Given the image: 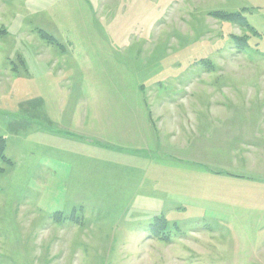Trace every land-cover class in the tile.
<instances>
[{
  "label": "rangeland",
  "instance_id": "374dc122",
  "mask_svg": "<svg viewBox=\"0 0 264 264\" xmlns=\"http://www.w3.org/2000/svg\"><path fill=\"white\" fill-rule=\"evenodd\" d=\"M0 136V264H264V0H0Z\"/></svg>",
  "mask_w": 264,
  "mask_h": 264
},
{
  "label": "trees",
  "instance_id": "16d2710c",
  "mask_svg": "<svg viewBox=\"0 0 264 264\" xmlns=\"http://www.w3.org/2000/svg\"><path fill=\"white\" fill-rule=\"evenodd\" d=\"M216 15L219 18H222V19H225L228 21H236V22H241V23H243L244 19H245V17L243 15H241L240 13L219 12ZM39 34H40L41 38L46 39L48 41L55 42V40L52 38V36L49 35L48 33H46L45 31L40 30ZM234 40L239 45L242 43V40H239V38H235ZM245 41L247 42L246 39H243V43H242V46H244L243 48H245L247 46ZM5 146H6L5 139L2 136H0V158H2L3 160L6 159V161L12 165L13 164L12 161L4 155ZM55 214L59 216V214H61V212H56ZM58 219H59V217H58ZM162 222H163L162 220H156L153 224L150 225V229H151L150 231L152 232V234H154L156 236L160 234V231L162 229H164V227H165V226H162V227L160 226V224Z\"/></svg>",
  "mask_w": 264,
  "mask_h": 264
}]
</instances>
